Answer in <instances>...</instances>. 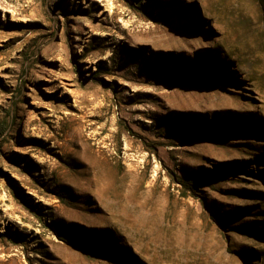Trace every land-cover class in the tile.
Returning a JSON list of instances; mask_svg holds the SVG:
<instances>
[{"label": "rangeland", "instance_id": "1", "mask_svg": "<svg viewBox=\"0 0 264 264\" xmlns=\"http://www.w3.org/2000/svg\"><path fill=\"white\" fill-rule=\"evenodd\" d=\"M0 124V264H264V0H0Z\"/></svg>", "mask_w": 264, "mask_h": 264}, {"label": "trees", "instance_id": "2", "mask_svg": "<svg viewBox=\"0 0 264 264\" xmlns=\"http://www.w3.org/2000/svg\"><path fill=\"white\" fill-rule=\"evenodd\" d=\"M1 128H3V125L2 124H0V129ZM259 177H262L263 178V175H258ZM177 181V183H179L180 185H183V186H185L186 185V183H187V185H189V190L191 191V190H193L194 188H195V185L194 184H190L189 183V181L188 180H176Z\"/></svg>", "mask_w": 264, "mask_h": 264}]
</instances>
